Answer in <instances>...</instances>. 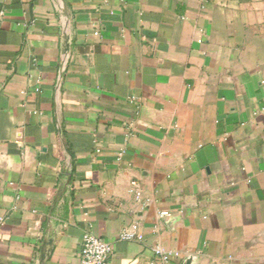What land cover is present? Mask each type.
Segmentation results:
<instances>
[{
  "label": "crops",
  "instance_id": "1",
  "mask_svg": "<svg viewBox=\"0 0 264 264\" xmlns=\"http://www.w3.org/2000/svg\"><path fill=\"white\" fill-rule=\"evenodd\" d=\"M87 232L107 264H264V0H0V264Z\"/></svg>",
  "mask_w": 264,
  "mask_h": 264
},
{
  "label": "built area",
  "instance_id": "2",
  "mask_svg": "<svg viewBox=\"0 0 264 264\" xmlns=\"http://www.w3.org/2000/svg\"><path fill=\"white\" fill-rule=\"evenodd\" d=\"M167 215L166 212L162 213ZM120 240L125 241H144V236L138 233L135 229L124 228L118 234ZM114 244L106 241L94 233L87 232L84 235L83 242L80 248V264H107L114 253ZM156 255L162 257L164 260L169 259V253L161 245L154 247Z\"/></svg>",
  "mask_w": 264,
  "mask_h": 264
}]
</instances>
